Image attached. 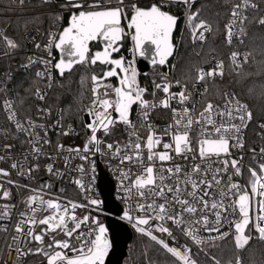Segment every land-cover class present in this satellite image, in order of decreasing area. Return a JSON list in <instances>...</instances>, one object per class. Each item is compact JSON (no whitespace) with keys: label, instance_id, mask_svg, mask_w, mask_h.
<instances>
[{"label":"snow or ice","instance_id":"snow-or-ice-1","mask_svg":"<svg viewBox=\"0 0 264 264\" xmlns=\"http://www.w3.org/2000/svg\"><path fill=\"white\" fill-rule=\"evenodd\" d=\"M19 3L23 5L24 0H19ZM173 3L187 6L186 16L193 44H205L207 34L213 29L206 20L199 19L200 9L191 11L195 0H153L147 6H141L138 0H116L115 5L113 0H66L60 7L74 10L68 26L58 34L49 33L45 45H35L37 49L43 48L49 57L53 48L59 50V59L53 63L52 59L43 56H28L26 62L18 67L28 70L37 64L42 65L35 72L34 91L33 88L25 91L45 101V89L53 87V73L64 78L77 65L96 66L99 62L110 66L101 76L92 73L80 81L82 86L90 83L92 94L91 103L85 109V115L90 118L84 125L89 132L86 142L82 147L67 149L57 143L56 152L75 154L64 157L65 167H69L71 159H79L88 162L91 172H95L96 168L91 157L96 154L108 157L110 163L115 161L123 199L133 201L123 210L121 218L128 221L137 233L170 254L174 258L173 264H198L187 245L170 246L169 240L176 242L174 228L205 255L217 247V241L229 237L238 250L245 249L253 239L264 242V148L260 149L259 158L256 150L251 149L257 167L248 166V183L242 185L236 181L235 177L243 175L244 166L243 156L235 158L233 150L244 148L243 133L253 121V112L235 93H225L222 105L208 99L209 83H215L217 77L224 76L222 60L216 61L215 66L207 70L198 67L195 75L185 81H170L166 74L162 75L160 82L154 81L155 91L151 93L153 98L150 100L146 98L148 90L138 82L133 63H126L123 57L113 58V53L119 52L122 46L120 42L130 36L135 45L134 54L141 57L149 55L146 45H151V63L154 66L166 65L175 50L173 32L178 17L170 11ZM248 9L258 10L259 5L255 0H241L232 6L230 21L225 25V40L229 46L233 39L243 43L249 22ZM56 18L62 19L59 15ZM122 21H127L128 31L122 26ZM256 22L264 26V16ZM0 41L5 45L0 50V55L4 57L12 58L20 48V44L6 32H0ZM93 41H102L103 50L90 56L89 44ZM249 55L233 51L230 56L233 71L242 69ZM0 76L4 77L0 80V92L7 93L8 84L14 78L12 69L0 73ZM113 77L118 78V85L105 82ZM189 82L193 86L191 90ZM41 83L44 88L40 87ZM200 84L204 86L203 91L197 92L196 86ZM174 87L180 90L173 91ZM157 92L163 95L157 97ZM110 93L114 98H109ZM196 94L204 100L199 111L194 99ZM23 102L21 98L19 103L22 105ZM133 106L138 108L135 122L131 118ZM0 108L6 112L9 123L15 129L13 139L20 136L26 138L32 161L41 157L51 159V153L43 151L44 145L52 143L49 131L58 129L59 134L64 136L73 134L71 125L65 130L63 111L54 124H45L31 117L21 120L16 100L7 96ZM157 109L172 112V122L159 131L151 123L152 113ZM37 111L41 114L39 120H46L52 115L51 107H40ZM118 126H122L120 131L126 134L127 139L108 142L101 138L113 136ZM259 128L264 135V123ZM141 129L146 130L145 137L141 136ZM3 135L7 138L8 132ZM165 137H168L167 141ZM13 147V144L5 145L7 154L0 155V161L11 160L10 168L17 170V175L31 177L39 170V164L29 163L27 170L23 171L25 162H29V155L13 159ZM197 156L200 163L195 162ZM188 161L191 165L185 167L184 162ZM73 170L82 174L73 182L85 193L86 203L53 196L50 192L52 185L48 182L39 189L19 185L10 178L8 169L0 168V201H7L12 195L9 188H4L5 183L23 187L30 193L23 201L26 210L19 213L13 227L12 243L7 244L9 254L15 252L18 261L38 254L45 258L46 264H105L112 247L107 237L108 228L91 214L77 215V209L99 206L101 202L87 196L92 188L91 181L85 184L83 179L85 166L80 164ZM46 171L53 176L62 175L52 163L46 165ZM14 209L13 204H0V221L11 220ZM225 227L229 230L224 231ZM0 231L7 232L8 226L0 223ZM165 235L168 239L163 238ZM46 237H50V242H46ZM33 242L36 247H27ZM143 257L145 264H156L147 249ZM209 258L212 264H220L215 257ZM236 264H242V261L237 258Z\"/></svg>","mask_w":264,"mask_h":264},{"label":"built area","instance_id":"built-area-1","mask_svg":"<svg viewBox=\"0 0 264 264\" xmlns=\"http://www.w3.org/2000/svg\"><path fill=\"white\" fill-rule=\"evenodd\" d=\"M196 1L197 0H195V2ZM115 2H116V0H113V5H115ZM126 2H127V0H126ZM138 2L140 5H143V4L149 5L150 3L153 2V0H138ZM65 3H66V1H64V0H49V2H47V3H45L44 0H24L23 5H21L19 3V0H11L10 7L0 6V21L13 20V19H19V18L24 19L25 17H30V16H46V15H50V14H58L60 17H62V19H59L58 27L53 32H51V33H57L58 34L59 32H61L63 30L64 27L67 26L66 18L69 17L71 12L73 11L71 9H62L60 7V5L65 4ZM177 6H184L185 12H184L183 17L181 18V22H180L181 28H180L179 36L177 38L178 42H175L176 46H177L176 54H175L173 60L171 61V63L169 64V69H167V70L162 69V68L160 69L161 70V76L166 74L168 80H170V81H176L175 73L177 71L176 69H177L178 61H179L178 56H179V52L182 48L183 41L187 40L188 45L191 47V50L194 53L195 57L200 58L203 55V51L206 48L207 44L209 43V41L211 39V34H212V32L210 34H207L208 39H207V42L205 44H203V45H200L199 43L193 44L192 39H191V35H190V29H189L188 22H187V16H186V12L188 11L187 6H185L183 4H176V3H173L170 5V7H177ZM124 23L127 24V21H124ZM0 32H6V28L1 23H0ZM22 35H23L22 39H21L22 49L19 48L12 58H8V57H4V56L0 55V73L6 72L9 68H11V69L14 68V66L18 67V65L20 63L26 62V59L28 56H34V57L43 56L45 58L52 59L53 63H55L56 60H58L57 49L53 48L51 57H49L48 53L46 51H44L43 48L37 49L35 47V45L37 43H39L41 45H45L49 39V36L45 37L43 35V33L40 31V29H38L35 26H29L24 30ZM225 43H226V40H225ZM240 43L241 42L238 39H233L231 46H229L227 43H226V46L228 48H234ZM4 48H5L4 43L2 41H0V50H3ZM133 49H134V47H133L132 40H131L132 53H133ZM135 55L136 54L133 55L134 58H135ZM220 60L221 59L216 57L214 54H211L210 57L208 58L206 65H204L201 68H204L205 70H207L208 68L214 67L216 61H220ZM12 61H13V63H12ZM41 68H42V65L37 64L35 67L28 69V70H24V69H20V68L19 69L22 72H24L26 75H28L29 77H32L34 79L35 78V72L37 70H40ZM53 74L55 76V80L53 82V87L51 89H45L47 91V97H46L45 101H40L37 99V101H38L37 108L46 107V106L48 107L47 104L49 101V95L55 89L56 84H57L58 75H55V73H53ZM149 74L150 73H148L144 76H147ZM225 75H226V69L224 66V76ZM223 77H217L215 81H217L218 79H221ZM3 79H4V77L0 76V80H3ZM13 81H14V78L8 84L9 91H7V93L0 92V104H2V101L5 98V96H7V98H9V99H15L17 101V95H16L17 93L15 90ZM160 81H158V82H160ZM106 83L118 85V82H116V81H108ZM212 84L213 83H209V85H208V87H209L208 99H211L212 102L215 104L222 105L224 103V100L222 99V97L225 93H229V94L234 93L231 90H226L219 96V95L214 93V90L211 87ZM44 87H45V85L43 83H41V88H44ZM141 87H144V86L141 85ZM192 87H193L192 83L189 82V89L191 90ZM203 87H204L203 84L197 85L196 86L197 92L203 91ZM144 88H146L148 90L146 98L151 100L153 98L151 96V93L153 91H155L154 83H152L151 87H144ZM179 90H180L179 88H175V87L173 88V91H179ZM102 92H103V89H101V93ZM162 95H163L162 93L157 92V97H160ZM109 98H114V97H112L111 93L109 94ZM194 99L197 102V110L198 111L201 110L203 103H204L203 98L200 95L196 94L194 96ZM90 103H91V99L84 106V108H83L84 111H82V124H83L82 131L78 128L73 127L72 128L74 130L73 134L68 135V136H64L62 134H59L58 129L49 131L48 135H49V138H50L52 143L50 146L44 145L43 151L46 153H51V159H49L47 157H41L38 161H32L31 160L30 146L26 142V138L24 136H20L18 139H13V136L15 135V129L9 123V121L7 119L6 112L2 108H0V155H6L7 154L6 150H5L6 144H13L14 147L11 149V156L13 159H22L24 155H29V162H25L24 169H22L23 171L27 170L29 163H38L40 166L39 170L34 172L31 177L17 175V170L10 168L11 160L0 161V168L8 169L11 172L10 178L14 181H17V183H18L17 179H21L22 181H24V184L18 183L19 185L34 184L35 186H29L28 185L29 188L39 189L42 184H44L45 182H48L52 185L50 192L53 196L59 195V196L63 197L65 200H71V201H75L78 203H86L87 201L85 199V193L82 192L81 189L79 188V186H77L73 182L75 179L80 178L82 175L79 171H76L73 169H75V166L83 164L85 166V171H86V174H84V176H83L84 182H85V184H88L89 181H91V188H92L91 192L87 193V196H89L91 198H95V199L99 200L101 203L99 204V206H91L89 208L77 209V215L83 216L85 214H91L92 216L97 217L100 220V222H102L106 226L105 219H106V216L108 214L105 212V209H104V200H103L104 197H102V195L99 191V187H98V184H99L98 183L99 182V169H98V164H97L98 161L102 165V168H103L102 170L107 172L108 176L110 177V179L115 184L114 185V197L116 198L115 199L116 202L122 207L123 210L127 209L129 204L133 203V201H126L125 199H123L124 192L121 189L120 180L118 179L119 174L115 170L116 169V162L112 161L110 163L108 157L101 155V154H96L95 156L91 157V159H93L95 161V164H96L95 172H91L90 171V165L88 164V162L81 161L79 159H71L69 167H65L64 157L68 156V155H75V154L74 153L70 154L68 152H63V153L58 154L56 152L57 143L63 144L65 146V148L67 149V148H75L77 146L82 147L83 144L86 142V139H87V136L89 135V132H88V129H86L84 125L86 123V117L88 118V120H90V118L85 115V109L88 105H90ZM173 106L175 107L176 105L174 104ZM16 110H17V108H16ZM61 111H62L61 108H59L56 111H52L51 117L47 118L46 120H39L38 117L41 114L37 111V116L34 117L33 119L37 120L38 123L54 124L56 119L60 116ZM17 113H18V111H17ZM137 113H138L137 106H133V112H132L131 118L134 122L137 120ZM113 115L115 116L116 114L114 113ZM18 116L21 120H24L23 118H21L19 113H18ZM171 122H172V112L170 110L157 109L156 111H154L152 113L151 123L156 127V129L158 131L165 129L168 126V124ZM62 123H63V120H62ZM251 125H252V122L249 123L247 129H245L244 133H243L244 148L233 150V156L235 158H239L240 156H243V161H242V164L244 166L243 175L240 177L234 178L236 181H238L242 185H246L248 183V177H249V174L247 171L248 166L250 165L254 168L257 167V164L253 161L251 149L256 150L257 157L259 158L260 149L264 148V143L261 141H257V139H255V137H253L252 131H251ZM121 127L122 126H118V128H117V130L113 136L101 137V138L106 139L108 142H111L112 140H121L122 141V140L127 139L126 134L121 133V131H120ZM65 130H67V129H65ZM5 131L8 132L7 138H5V136L3 135V133ZM140 134L142 137H145L147 132L145 129H141ZM41 135H43V133H41ZM164 139H165V141H167L168 137H165ZM195 139H196V137H195V135H193V140H195ZM158 150H162V149H158ZM189 155H191V154H189ZM195 162L200 163L198 156H197V159ZM49 163L54 164V168L57 169L62 175L53 176V175H50L49 173H47L46 165ZM184 164H185V167H190L191 161L184 162ZM3 179L6 180L8 178H3ZM225 179H227V177H225ZM4 188H9L11 190L12 195H11V198L9 200L0 201V204H2V203L13 204V205H15V209H14L11 220L0 221V223L6 224L8 226L7 232L0 231V264H5V262H7V264H27V261L31 255H28L27 257H25L23 259V261H18L15 252L11 253V255L9 254L7 244L12 243L11 236L14 234L13 227H14V225H15L18 217H19V213L26 210V207H25V204L23 203V201L27 198V196L30 193L27 189H25L23 187L17 188L15 186L9 185L7 183L4 184ZM60 189H63L64 191L61 192ZM68 190H69V195H66ZM46 191H48V190H46ZM27 192L29 194L25 195V193H27ZM122 215H123V213H122ZM122 215L118 219L120 221L126 223L129 227H131L132 232L134 233V236L136 234H139L133 229V227L131 226L130 223H128V221L123 220L121 218ZM41 227H44V226H41ZM84 230L86 231L87 229H84ZM223 230L228 231L229 229L227 227H225ZM37 231H39V229H37ZM157 235H160V234L157 233ZM173 235L176 237V242L173 243L171 240H169L170 246L179 247L180 244H185L191 248L192 254L194 257L196 250L199 248L196 245L192 244L190 239L185 237L181 231L176 230L175 228L173 231ZM202 235H206V233H202ZM253 235L255 236V233H253ZM107 237L110 240L109 232H107ZM163 238L168 239L166 235L163 236ZM227 240H232V239H231V237H229L228 239H226L224 241H217V246L219 244H221L222 242H225ZM46 242H50V237L46 238ZM35 246H36V244L34 242L27 245V247H35ZM200 247H204V245H201ZM181 251H183V249H181ZM237 258H239L242 261V264H246L245 260L243 259V257L241 255H238L236 258L232 259L229 262V264H236ZM106 259H107V257L105 258V262H106Z\"/></svg>","mask_w":264,"mask_h":264},{"label":"trees","instance_id":"trees-1","mask_svg":"<svg viewBox=\"0 0 264 264\" xmlns=\"http://www.w3.org/2000/svg\"><path fill=\"white\" fill-rule=\"evenodd\" d=\"M240 1L241 0H197L194 3L191 11L195 12L197 9H200L199 19L206 20L212 26L211 39L200 58L195 57L191 47L188 45V41H183L178 56L179 61L175 79L185 81L190 76H194L198 67L201 68L206 65L211 54L221 59L224 62L226 75L211 85L214 93L220 96L224 91L231 90L242 102L247 103L253 112V121L251 125L252 135L257 141L264 143V135H261V129L259 128V125L264 123V26L256 22L259 17L264 16V0H255L259 5V9H249L247 12L249 22L246 24L247 35L244 37L243 43L238 44L234 48H228L225 43V25L230 21L232 6ZM10 5L11 0H0V6L10 7ZM147 5L148 4H143L141 6ZM170 11L177 17L182 18L185 7H170ZM57 16L58 14L30 16L24 19L4 20L0 21V23L6 28V34L14 38L20 44V49H22V34L27 27L35 26L40 29L45 37H48L49 33L53 32L58 27L59 19L56 18ZM68 18L69 17L66 18V24L68 23ZM124 25L125 30L128 31L127 24L124 23ZM180 28L181 23L175 37L176 42H178L177 38L180 33ZM233 51H238L241 54H250L248 62L243 64L242 69H237L236 71H233V65L230 60ZM121 53L120 57H123L125 61L133 57L134 54L131 50L130 37H125L124 50ZM80 68L87 71V73H85L87 77H90L92 73L101 76L104 72L99 65H97L96 68L80 65V67H76L72 73L66 74L64 78L58 76L56 87L49 95L47 105L51 107L52 111H56L59 108L62 109L63 125L65 129H67V126L71 125L72 128L75 127L82 131V111H84L83 108L86 103L92 98V94L89 90L90 83L84 86L80 83L82 73L80 75L77 74ZM98 68L101 70L97 71L96 69ZM12 72L14 77L13 84L17 93L16 104L18 113L23 119L27 117H36L37 98L25 91L28 88H33L34 91V79L22 72L17 66L12 68ZM139 79L142 86L151 87L154 81L158 82L161 80V70H151L149 75L140 76ZM61 85L63 86L61 87ZM21 98H23L24 101L22 105L19 103ZM28 194V192L25 193V195ZM66 195H69V190ZM146 249L149 251V254L156 264H173L174 258L165 251L159 249L154 242L141 234H136L134 236V241L129 248V259H132L133 264H145L143 253ZM238 255L243 257L246 264H264V242L253 239L245 249L238 250L235 248L232 240H227L217 247L210 249L208 255H205L204 252L197 249L194 258L198 261V264H212L209 258L210 256L219 260L220 264H229V262ZM36 259H38V257L31 255L27 264L42 263L36 262Z\"/></svg>","mask_w":264,"mask_h":264},{"label":"water","instance_id":"water-1","mask_svg":"<svg viewBox=\"0 0 264 264\" xmlns=\"http://www.w3.org/2000/svg\"><path fill=\"white\" fill-rule=\"evenodd\" d=\"M64 1H66V0H64ZM68 21H69V18H68ZM180 22H181V17H178L177 26L173 32V43L175 45V50H174L173 56L169 58V61L166 65H164V66L155 65L154 66L151 63V52L153 51V46H151V45H146V47L149 49V55L144 56V57H141L138 54L135 55L137 68L139 70V76H144V75L150 73L151 70H154V69H161V68L166 69V70L169 69V64L171 63V61L173 60V58L176 54L177 46L175 43L176 42L175 37H176L177 31H178V27H179ZM123 25H124V21H122V26ZM67 26H68V23H67ZM124 42H125V38L120 42L122 46L120 47L119 52L113 53V58H115V56H119L120 54H122L121 52L124 50ZM93 44H99L102 48L99 51L103 50V42L102 41H93V42H90V44H89L90 53H92L91 52V46ZM132 44H133V47H135L133 41H132ZM57 52L59 54V50H57ZM59 57H60V54H59ZM118 58H120V57H118ZM97 65L105 67V70H107V68L110 67L107 65H102L99 62L97 63ZM76 67H80V65H77ZM87 67H89V66H87ZM92 67H95V66H92ZM108 81L118 82V78H116V77L109 78L105 82H108ZM87 121H89V120L86 117V122ZM97 164H98V169H99L98 187H99V191H100L102 197H104L103 198L104 209H105V212L108 214L106 216L105 223H106V226L108 228L109 237H110V241H111V245H112V247L109 251V254L107 256L105 264H125L128 257H130L129 256V248H130V245L132 244V242L134 241V233L132 232L131 227H129L126 223H124L118 219L122 215L123 209L116 202V200H115L116 198L114 197V185L115 184L110 179L107 172L102 170L103 168H102V165L99 163V161L97 162ZM32 256L43 257L42 255H38V254L32 255Z\"/></svg>","mask_w":264,"mask_h":264},{"label":"rangeland","instance_id":"rangeland-1","mask_svg":"<svg viewBox=\"0 0 264 264\" xmlns=\"http://www.w3.org/2000/svg\"><path fill=\"white\" fill-rule=\"evenodd\" d=\"M127 37H130V36H127ZM126 63L127 62H132L133 63V66L136 68V70H137V73H138V76H137V79H138V82H139V84H140V86H141V83H140V79H139V70H138V68H137V63H136V60H135V58H134V56L131 58V59H128V60H126L125 61ZM97 71H100L101 69L100 68H98V69H96ZM82 73V74H81ZM84 73V74H83ZM85 73H87V71H85L84 69H81L80 68V70L77 72V74H81V76L83 77V76H85V75H87V74H85ZM100 73V72H99ZM185 80V79H184ZM88 103V102H87ZM86 103V104H87ZM18 180V183H23L24 184V181H22L21 179H17ZM26 183V182H25ZM29 186H35L34 184H28ZM36 257H38V259H36V262H42L41 264H43V263H45L46 264V261H45V258H43V257H41V256H36ZM128 260H129V262H128ZM125 264H133V262H132V259L130 258L129 259V257H128V259L126 260V262H125Z\"/></svg>","mask_w":264,"mask_h":264},{"label":"flooded vegetation","instance_id":"flooded-vegetation-1","mask_svg":"<svg viewBox=\"0 0 264 264\" xmlns=\"http://www.w3.org/2000/svg\"><path fill=\"white\" fill-rule=\"evenodd\" d=\"M124 27H125V25H123ZM102 48H101V46L99 45V44H93L92 46H91V52L92 53H90L89 55L91 56V55H93V53L95 52V51H99V50H101ZM118 57H120V55L119 56H115V58H118ZM100 66V65H99ZM97 66H95L94 68H96ZM100 68L101 69H103V70H105V67H102V66H100Z\"/></svg>","mask_w":264,"mask_h":264}]
</instances>
